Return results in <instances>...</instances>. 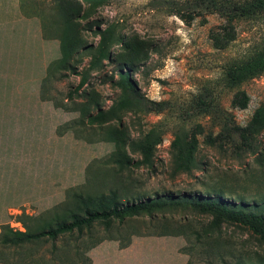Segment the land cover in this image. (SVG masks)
<instances>
[{
    "label": "rangeland",
    "instance_id": "374dc122",
    "mask_svg": "<svg viewBox=\"0 0 264 264\" xmlns=\"http://www.w3.org/2000/svg\"><path fill=\"white\" fill-rule=\"evenodd\" d=\"M202 1L28 0L19 16L39 18L41 34L24 40L19 65L14 60L4 71L11 86L15 79L36 77L27 70L42 63L47 67L33 91L28 85V93L51 104L45 156L29 174L43 179V197L35 189L30 194V209L43 213L29 219L12 212L5 218L0 201V232L5 221L22 232L24 224L32 233L55 222L70 223L101 200L125 205L169 195L213 199L207 195L209 184L232 185L245 202L235 197L231 206L254 211L253 198L264 192L258 162H264V129L248 126L264 106V68L237 85L230 83L227 70L252 56L264 62V14L229 19L209 11L211 0ZM107 28L112 34L108 57L92 66L98 61L100 33ZM14 37L20 42L19 32ZM243 95L246 108L238 106ZM177 134L194 141L196 165L189 173L174 170ZM148 136L146 160L140 147ZM249 170L258 177L247 178ZM222 218L215 223L212 213L178 207L107 224L96 221L81 235L61 236L55 245L47 239L0 244V259L16 264H84L86 258L88 264H236L241 256L247 264H264L261 233ZM224 253L223 259L219 254Z\"/></svg>",
    "mask_w": 264,
    "mask_h": 264
},
{
    "label": "trees",
    "instance_id": "16d2710c",
    "mask_svg": "<svg viewBox=\"0 0 264 264\" xmlns=\"http://www.w3.org/2000/svg\"><path fill=\"white\" fill-rule=\"evenodd\" d=\"M202 1V0H199ZM202 2H205L203 0ZM212 5L209 11H217L223 16L232 19H251L258 17L260 14H264V0H222L221 2H216L214 0L209 1ZM110 29L107 28L100 33V42L97 47L98 61L92 66L99 65V63L108 57L107 55V44L111 39ZM112 41V40H111ZM264 68V62L262 57H250L247 61L234 64L230 66L227 70V76L232 85H237L243 81L254 77L259 71ZM83 80L78 84V88L83 87ZM248 99L246 96H242L238 106L240 108H246ZM91 116H89V120ZM91 121V120H90ZM91 124V122H90ZM250 129H264V106L258 108L252 117V122L248 126ZM246 129V131L248 130ZM244 130H242L243 132ZM245 132V131H244ZM147 137L146 142L140 147L144 158L147 160L149 157V143ZM217 141L220 139V135L215 138ZM215 139L211 140V145H215ZM174 148V170L178 173H189L195 168L196 162L194 159V141L189 140L185 136L176 135L173 141ZM261 170L259 171V177H264V162L261 158H258ZM247 178H256V172L254 170H249L245 173ZM258 179V178H257ZM209 190L207 195L212 198H202L194 196H164L155 199H149L144 202L139 203H127L125 205H119L112 203L109 200H101L96 205V209L91 211L87 210L85 217H74L70 223L66 222H55L53 227L42 228L37 232H30L28 228L22 224L24 227V232L15 230L11 228L8 224L4 225L0 232V244L3 246L9 244H21L28 243L32 241H37L40 239H47L55 245L56 241L66 234H72L77 232L79 235L82 234L84 230L90 229L96 221H103L105 224L109 223L111 219H117L123 221L125 218L137 216L139 214H151L154 211H163L169 208L178 207H191L202 213H212L215 215V223L221 221L225 218L226 221H237L242 224L250 225L251 227L257 229L261 236H259V242L261 245L264 244V213L260 212L258 209L260 207L264 208V192L257 194L253 199L252 209L254 211L246 212L243 209H236L231 206L232 200L236 199L241 203L245 202L243 195L236 193L233 190V186L230 184L222 183L209 184L206 186ZM233 196V197H231ZM245 208L243 205H241ZM24 217L29 219H35L24 215ZM42 226V225H41ZM221 258L224 259L226 254H219ZM84 264H88L89 259L86 258ZM2 263L6 261L0 259ZM236 264H247L241 256H236ZM224 262V260H223ZM225 263V262H224ZM5 264H16V261H9ZM29 264H38L37 262L31 261ZM216 264V263H210ZM250 264V263H248ZM252 264V263H251Z\"/></svg>",
    "mask_w": 264,
    "mask_h": 264
},
{
    "label": "crops",
    "instance_id": "0c3cea01",
    "mask_svg": "<svg viewBox=\"0 0 264 264\" xmlns=\"http://www.w3.org/2000/svg\"><path fill=\"white\" fill-rule=\"evenodd\" d=\"M33 1L38 4L40 0ZM27 5L28 0H0V168L2 164L4 166V172L0 176V201L5 218L12 216V212L17 213L14 215L29 217L43 213L35 215V211L30 209V194L33 189L43 197V191L40 190L44 188L43 179H32L29 174L35 168L34 162L39 165L45 156L43 150L48 143L52 124L49 118L51 104L38 98L33 92L28 93V85L33 91L35 85L38 86L40 76L46 73L47 67L42 63L38 68L27 70L36 77L26 80L12 79V84H16L11 86L4 71L7 64L14 60L19 65L18 59L22 55L24 40L30 42L33 33L36 37L38 33L41 34L42 24L39 18L19 16V12L28 8ZM18 32L20 42L14 37ZM36 174L41 176L42 171H36ZM7 224L10 225L7 221L2 223ZM0 264L5 263L0 261Z\"/></svg>",
    "mask_w": 264,
    "mask_h": 264
}]
</instances>
